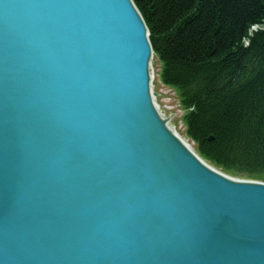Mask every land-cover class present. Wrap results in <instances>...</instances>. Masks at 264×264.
I'll use <instances>...</instances> for the list:
<instances>
[{"label": "water", "instance_id": "95a60500", "mask_svg": "<svg viewBox=\"0 0 264 264\" xmlns=\"http://www.w3.org/2000/svg\"><path fill=\"white\" fill-rule=\"evenodd\" d=\"M153 55L133 0H0V264H264V182L181 140Z\"/></svg>", "mask_w": 264, "mask_h": 264}, {"label": "trees", "instance_id": "16d2710c", "mask_svg": "<svg viewBox=\"0 0 264 264\" xmlns=\"http://www.w3.org/2000/svg\"><path fill=\"white\" fill-rule=\"evenodd\" d=\"M134 1L163 81L190 108L184 121L198 153L225 172L264 181V30L242 42L264 23V0Z\"/></svg>", "mask_w": 264, "mask_h": 264}, {"label": "rangeland", "instance_id": "374dc122", "mask_svg": "<svg viewBox=\"0 0 264 264\" xmlns=\"http://www.w3.org/2000/svg\"><path fill=\"white\" fill-rule=\"evenodd\" d=\"M135 4H136V2H135ZM136 6L138 7L137 4H136ZM261 30H264V23H262V24L261 23L253 24L251 26L250 30L248 31L247 36L244 37L243 40H242L243 45L244 46H249L250 43H251L252 37H254V35L257 32L261 31ZM149 32H150V30H149ZM150 40H151V38H150ZM248 42H249V44H248ZM151 43H152V40H151ZM152 48H153V43H152ZM153 52H154L153 59H152V69L153 70L151 69V73L153 72V79L152 80L154 82L153 83V91H154V93L156 95V99L158 100L159 104L161 105L160 108H162L163 110L169 109L170 117H172L174 119H177V126H175L173 124H171V125L174 126V128L178 131L179 135L181 137H183L186 141L189 142V144L191 145L192 149L203 160H205L208 164H210L211 166H213L217 170H220L221 172H223L225 174H228L230 176L241 178V179H245V180H259V181H263L261 179L247 178V177H244L241 174H237V173H231L230 174L228 172H225V171L221 170L220 168H217L216 166L212 165L209 161H207L205 158H203L198 153V151H199L198 149L200 147V144H199V142L197 140H195L194 138L190 137L187 134L188 127H187V125H186V123L184 121L185 114L190 110V108H186V106L184 105V102L182 101V97H181V94H180L179 90L175 86L167 84V83H165L163 81L161 58H160V56L158 54L155 53L154 48H153ZM236 168L241 170L244 167H242L240 165H237Z\"/></svg>", "mask_w": 264, "mask_h": 264}, {"label": "bare ground", "instance_id": "6f19581e", "mask_svg": "<svg viewBox=\"0 0 264 264\" xmlns=\"http://www.w3.org/2000/svg\"><path fill=\"white\" fill-rule=\"evenodd\" d=\"M134 1V0H133ZM135 3V2H134ZM139 9V8H138ZM139 11H140V9H139ZM140 13H141V11H140ZM142 14V13H141ZM143 16V15H142ZM144 18V17H143ZM148 26V25H147ZM255 27V26H254ZM249 43V42H248ZM151 64V66H152V62L150 63ZM151 69H152V67H151ZM153 70V69H152ZM152 74V79H153V72L151 73ZM154 82H153V80H152V84H153ZM151 92H152V94H153V96H154V99H155V101H156V103H157V106H158V108H159V110L160 111H162L163 109L162 108H160L161 107V105L159 104V102H158V100L156 99V95H155V93H154V91H153V89L151 90ZM172 127H173V129H174V131L176 132V134L179 136V137H181L180 135H179V133H178V131L174 128V126L173 125H171ZM182 139V141L184 142V143H186L190 148H192L191 147V145L189 144V142L188 141H186L183 137H181ZM199 152V151H198Z\"/></svg>", "mask_w": 264, "mask_h": 264}]
</instances>
